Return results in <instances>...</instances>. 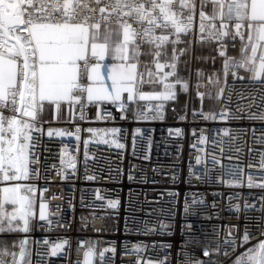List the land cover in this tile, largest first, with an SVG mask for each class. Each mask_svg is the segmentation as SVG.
I'll return each mask as SVG.
<instances>
[{
  "label": "built area",
  "instance_id": "obj_1",
  "mask_svg": "<svg viewBox=\"0 0 264 264\" xmlns=\"http://www.w3.org/2000/svg\"><path fill=\"white\" fill-rule=\"evenodd\" d=\"M198 13L199 8L194 31ZM162 32L156 29L157 35ZM182 39H192V48L198 44L191 34ZM223 42L238 61L239 38L235 47L228 37ZM204 43L219 53V42ZM240 77V68L228 71L210 110L192 106L194 98L203 99L189 75L188 91L177 86L175 99L136 108L126 100L89 101L86 91L76 90L71 117L37 116L29 178L0 180V190L17 184L35 189L28 194L34 213L29 231L8 235L14 237L9 250L19 259L26 241L28 264H85L89 250L88 264H232L244 249H229L225 256L226 240L239 243L245 230L264 239V187H248L249 176L254 185L264 184V120L247 118L264 111V84ZM79 83L87 88L89 80ZM205 90L210 96V87ZM4 115L30 119L8 109ZM109 201L119 203L112 208ZM41 205H46L43 220ZM146 225L155 231L145 234ZM3 259L12 264V256Z\"/></svg>",
  "mask_w": 264,
  "mask_h": 264
},
{
  "label": "snow or ice",
  "instance_id": "obj_2",
  "mask_svg": "<svg viewBox=\"0 0 264 264\" xmlns=\"http://www.w3.org/2000/svg\"><path fill=\"white\" fill-rule=\"evenodd\" d=\"M198 8L199 24L194 31ZM97 14L99 20H95ZM113 18L119 26V31L115 32L118 38L112 47L113 57L122 62L138 60L142 45L147 43L151 46L147 54L153 58L151 62L157 72L153 73L146 66V72L138 75L137 63H121L118 68H113L109 77L114 93L103 86L83 88L80 79L92 80L89 70L96 73L98 67L93 66L90 60L104 57L108 41L114 34L109 27L101 32V24L110 23ZM134 24L137 27H133ZM230 28L234 31H230ZM156 29L163 32L157 35ZM190 34L196 43H204L205 40L219 42L218 54L224 58L225 74L230 69L246 68L252 72L253 79L264 84L261 79L264 77V0H0V180L21 181L29 178L31 132L36 128L32 122L36 121L45 101L58 107L60 101L75 99L73 93L76 90L86 91L89 101L95 96L96 99H110L113 103L121 100L123 92L128 93V101L135 98L175 99L177 86L187 92L189 82L178 75L177 65L193 43L192 39H182V35L189 37ZM225 37H230L233 47L239 38L238 61L227 54V44L223 42ZM101 39L104 42L98 43ZM168 44L171 45L170 62L166 60L161 63L160 58L168 56L165 51ZM178 45L186 47L178 48ZM166 67L171 70L159 76V70ZM232 74L235 76L236 72ZM145 75L147 81L144 80ZM201 75L198 71L197 91L202 86L199 82ZM155 76H159V79H154ZM169 77H174V81H170ZM207 79L211 82V78ZM137 83H159L163 91L145 94L137 91ZM198 95L203 99V93L198 91ZM5 109L30 119L24 120L16 115L6 117ZM247 118L264 120V111L249 113ZM52 134L48 132L49 136ZM32 162H35V157ZM254 186L264 187V184L254 185L249 176L248 187ZM34 191L33 187L20 184L0 190V233L29 231L30 217L34 213L33 200L28 194ZM118 203L109 201L108 206L115 208ZM7 204L14 206L12 212L6 210ZM45 207L41 205V220L45 219ZM154 231V227L145 226V234ZM260 235L264 236V232ZM252 240L257 243L245 247ZM25 243L21 242L19 259L6 243L0 244V264H6L3 259L6 256H12V264H23ZM225 244V256L229 254V249H244L232 264H264V239L247 230L239 243L232 238L226 240ZM56 251L53 249V254ZM137 251L140 249L137 248ZM92 255V250L85 253V264ZM184 264L193 262L186 260ZM194 264L206 262L196 260Z\"/></svg>",
  "mask_w": 264,
  "mask_h": 264
},
{
  "label": "crops",
  "instance_id": "obj_3",
  "mask_svg": "<svg viewBox=\"0 0 264 264\" xmlns=\"http://www.w3.org/2000/svg\"><path fill=\"white\" fill-rule=\"evenodd\" d=\"M210 9V6H209ZM209 9H206L208 11ZM105 27H109L110 30L114 31V34L112 38L108 41L107 50L105 52V55L102 59L97 58L98 61L93 64V66L98 65L96 73L90 74L93 76L92 80H89L88 87L91 86L94 89L99 88L103 86L106 90L109 92L114 93V89H112V80L109 78L110 73L113 71L114 67H117L121 63H137V74L145 73L146 72V66L148 69H151L153 73L157 72V69L155 68L154 64L151 62L152 57L148 55L147 53L150 50V47L148 44H145L142 49V54L139 56L138 60L130 59L128 61L122 62L119 59H116L113 57L112 53V47L114 43L117 40V35L115 32L119 31V26L117 24H103L101 25V32H103ZM230 38V37H228ZM104 41L101 39L98 41V43H103ZM198 45V46H197ZM194 48L191 46H188V51L180 57V62L177 65V71L178 75L184 79H187L189 75L193 76L194 80H198L197 78V72L199 71L202 73V75L199 77V80H208L207 78L210 77H216L220 79V81H224L227 74L225 72L223 73L222 66H221V59L220 57L214 56L213 53L210 51V46L207 43H201L197 44ZM131 47V46H130ZM178 48L186 47L185 45H178ZM165 51L168 52V56H162L160 58L161 63H164L166 60L170 62V56H171V45L168 44L165 46ZM229 53H235V50H229ZM131 55V52L129 53ZM259 55V52H258ZM170 68H164L162 70H159V76H162L164 72L170 71ZM196 73V74H195ZM225 74V75H224ZM240 74L244 79H253L252 78V72L247 70L246 68H240ZM159 76H155L154 79H159ZM261 79H264V77H261ZM144 80L147 81L148 77L147 75L144 76ZM137 91L143 92L145 94H153L160 92L159 90V83H137L136 84ZM128 93L123 92L121 93V100H127ZM87 97V94H86ZM180 100L183 99V93L180 92L179 95ZM218 98V97H217ZM91 101H97V102H103V101H111L110 99H96L95 96ZM145 101H155V100H139L138 98L133 99L132 101H128L132 104H135L136 108H138V104ZM211 102V99L205 100L200 102L198 98H194L192 102L193 107H199L201 106L203 109L208 110L207 106L208 103ZM214 102V100H213ZM212 104V102L210 103ZM73 104L71 101H60L59 106L57 107V104L47 102L45 101L43 104L42 111L38 114V116L42 119H63V118H69L72 115L73 112ZM5 208L8 212H12L14 210V206L7 204L5 205ZM21 231L17 232H11V233H2L0 235L1 238H9L12 236V234L19 233ZM12 240H14V237H12ZM11 240V241H12Z\"/></svg>",
  "mask_w": 264,
  "mask_h": 264
},
{
  "label": "rangeland",
  "instance_id": "obj_4",
  "mask_svg": "<svg viewBox=\"0 0 264 264\" xmlns=\"http://www.w3.org/2000/svg\"><path fill=\"white\" fill-rule=\"evenodd\" d=\"M198 44H201V43H198ZM207 44H209V46L211 48L210 49L211 53H213L214 56L220 57L218 55V53L216 52L215 48L212 46V44H210V43H207ZM220 59H221L222 70H223V73H224V65L222 63V58L220 57ZM210 78H211V82L209 80H206V81L205 80H199L201 85L205 84L204 87L201 86L199 88V91H202L205 94V96L208 93V92H206L205 89L207 87H210V90H209L210 91V93H209L210 96L207 95L206 97L204 96L205 98H203V101H205L206 99L207 100L211 99L212 104H210L211 102L208 103V106H207L208 110H210L211 108L213 109V107L215 105V102L217 100V97H219V94H220V91H221V88H222V83H223V81L222 80L220 81V79H218V82H216L217 78L214 77V76L210 77ZM194 82H197V80H194ZM209 83H211V84H209ZM209 97H211V98H209ZM213 100H214V102H213ZM11 240H12V237H9V238H1L0 237V244L6 243L8 245V247H9L10 243H11ZM23 264H28L27 253H26L25 257H24V263Z\"/></svg>",
  "mask_w": 264,
  "mask_h": 264
},
{
  "label": "water",
  "instance_id": "obj_5",
  "mask_svg": "<svg viewBox=\"0 0 264 264\" xmlns=\"http://www.w3.org/2000/svg\"><path fill=\"white\" fill-rule=\"evenodd\" d=\"M24 248H25V245H24ZM21 250V249H20Z\"/></svg>",
  "mask_w": 264,
  "mask_h": 264
},
{
  "label": "bare ground",
  "instance_id": "obj_6",
  "mask_svg": "<svg viewBox=\"0 0 264 264\" xmlns=\"http://www.w3.org/2000/svg\"><path fill=\"white\" fill-rule=\"evenodd\" d=\"M198 46V45H197Z\"/></svg>",
  "mask_w": 264,
  "mask_h": 264
}]
</instances>
